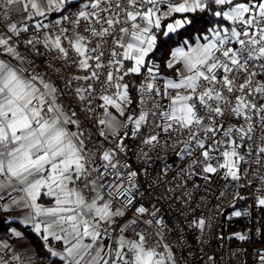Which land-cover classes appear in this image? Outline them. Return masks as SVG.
<instances>
[{"label": "snow or ice", "instance_id": "snow-or-ice-1", "mask_svg": "<svg viewBox=\"0 0 264 264\" xmlns=\"http://www.w3.org/2000/svg\"><path fill=\"white\" fill-rule=\"evenodd\" d=\"M213 177L264 211V0H0V264H190Z\"/></svg>", "mask_w": 264, "mask_h": 264}, {"label": "built area", "instance_id": "built-area-1", "mask_svg": "<svg viewBox=\"0 0 264 264\" xmlns=\"http://www.w3.org/2000/svg\"><path fill=\"white\" fill-rule=\"evenodd\" d=\"M55 19V18H53ZM155 157V153H153ZM157 163L150 164L149 168L151 170V175L155 177L157 174L161 173L162 165L165 162L159 157H155ZM132 162L137 163L136 157H131ZM167 163L171 166L170 171L167 176L162 175V180L173 181L175 173L182 166V161L178 160L173 153L172 149L167 152ZM179 180V178H177ZM181 183L183 181H180ZM175 183V181H173ZM196 184L199 185L198 188L193 190V184L191 181L187 184V190L192 192V205L193 207L198 206L199 212L205 213L209 217H213L211 221V228L206 233V243L201 245L196 236L198 233L190 232L187 234V244L188 247L184 250L185 259L190 260V264H201V258L198 256V250L203 247L205 255L203 260L206 261L207 257L214 255L217 264H259L257 259V252L264 250V211H261L254 206V199L248 198L243 200L241 205H238L239 201L235 204L236 210H247L249 215L235 217L232 216L233 208L230 206L231 195L235 191L234 188L226 189V196L222 200L218 201L214 199L215 195L224 189V181L219 177H213L210 184L206 183L203 179H196ZM147 187V185H146ZM167 185H161L157 189V194L166 191ZM179 194V189H177ZM243 195L248 197L249 192H255V189L242 190ZM150 194L144 198L143 203L147 204L150 199H152ZM169 201H165L161 205L164 214L168 215L171 222L180 218L173 213H178L182 209V201L176 200L171 201V212L165 207ZM221 204L220 214H216V204ZM199 212L197 215H199ZM191 219V215H189ZM260 231H257V230ZM232 233H243L248 239L245 241H240L232 236ZM191 252L196 259H191L188 253Z\"/></svg>", "mask_w": 264, "mask_h": 264}, {"label": "trees", "instance_id": "trees-1", "mask_svg": "<svg viewBox=\"0 0 264 264\" xmlns=\"http://www.w3.org/2000/svg\"><path fill=\"white\" fill-rule=\"evenodd\" d=\"M242 202H243V200H240L238 205H241ZM36 243H39L38 239L36 240Z\"/></svg>", "mask_w": 264, "mask_h": 264}, {"label": "crops", "instance_id": "crops-1", "mask_svg": "<svg viewBox=\"0 0 264 264\" xmlns=\"http://www.w3.org/2000/svg\"><path fill=\"white\" fill-rule=\"evenodd\" d=\"M53 18H55V17H53Z\"/></svg>", "mask_w": 264, "mask_h": 264}]
</instances>
